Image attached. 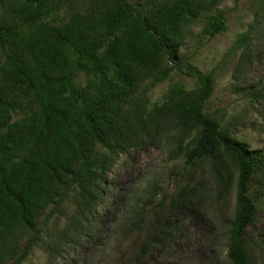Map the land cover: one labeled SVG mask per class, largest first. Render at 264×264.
Listing matches in <instances>:
<instances>
[{
  "label": "trees",
  "instance_id": "1",
  "mask_svg": "<svg viewBox=\"0 0 264 264\" xmlns=\"http://www.w3.org/2000/svg\"><path fill=\"white\" fill-rule=\"evenodd\" d=\"M74 2L0 0V264L14 255L20 237H26L25 243L13 264L51 235L36 228L45 211L47 222L65 217L49 243L53 252L61 243H72V232L84 236L96 221L101 188L116 157L164 117L178 127L179 150L186 146L182 138H193L185 167L207 160L214 177L223 178V188L228 164L237 169L226 259L228 264H252L243 235L258 207L248 188L263 157L204 110L211 77L175 62L197 80L193 99L165 101L149 111L142 102L128 108L119 104L162 55L177 59L183 27L214 0H86L79 8ZM67 7L64 22L50 20ZM211 27V35L224 31V20L217 17ZM246 37L242 33L238 40ZM77 73L91 78V90L76 83ZM180 93L184 90L173 86L169 99ZM189 195L178 194L176 204H184ZM161 239L135 242L119 264H152L148 254Z\"/></svg>",
  "mask_w": 264,
  "mask_h": 264
},
{
  "label": "rangeland",
  "instance_id": "2",
  "mask_svg": "<svg viewBox=\"0 0 264 264\" xmlns=\"http://www.w3.org/2000/svg\"><path fill=\"white\" fill-rule=\"evenodd\" d=\"M81 1L86 2L75 0L73 6L79 8ZM70 10L67 7L50 20L64 22ZM217 17L224 20L225 30L211 35ZM242 33L247 37L239 41ZM159 60L119 103L121 108L142 102L149 111L165 101L193 99L197 80L181 72L175 62L211 77L204 110L230 136L259 150L263 157L248 188L258 207L243 239L252 264H264V0H214L183 27L177 59L169 61L162 55ZM76 83L92 89L91 78L83 73H77ZM173 86L184 93L169 99ZM179 137L171 117L158 120L137 145L114 160L101 188L96 221L87 233L76 237L72 232V243H61L53 252L49 243L58 236L65 217L53 216L47 222L45 211L36 228L42 235L53 236L44 237L43 244L35 245L20 264H119L135 242L150 237L162 238L148 254L152 264H228L227 231L235 205L237 169L228 164L223 188V178L214 177L207 160L184 166L186 147L192 146L193 138L181 137L186 146L179 150ZM182 192H189V198L176 204ZM25 239L20 237L14 255L3 264H13Z\"/></svg>",
  "mask_w": 264,
  "mask_h": 264
}]
</instances>
